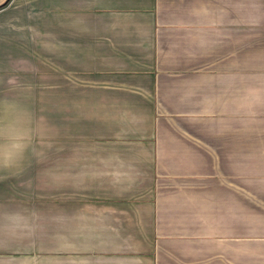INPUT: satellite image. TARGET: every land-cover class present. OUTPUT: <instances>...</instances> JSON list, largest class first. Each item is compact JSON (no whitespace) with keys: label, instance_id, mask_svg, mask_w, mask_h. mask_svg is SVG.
I'll return each instance as SVG.
<instances>
[{"label":"rangeland","instance_id":"obj_1","mask_svg":"<svg viewBox=\"0 0 264 264\" xmlns=\"http://www.w3.org/2000/svg\"><path fill=\"white\" fill-rule=\"evenodd\" d=\"M142 1V10H150V0ZM204 16L209 19L211 13ZM150 20L148 15L114 20L96 30V37L83 40L90 44L100 39L113 50L118 46L111 44L120 40L118 48H134L136 60L149 66L145 73L193 63L205 66L201 73L234 71V78L212 84L222 86L217 100L224 106L213 121H181L178 116L185 109L195 112L186 106L200 100L201 91H194L201 78L210 81L209 75L159 77L156 86L157 78L144 72L120 76L129 65L113 73L88 72L80 56L51 61L58 77L37 80L31 87L18 76L0 75V264H152L151 257L88 253L153 251L157 220L163 232H186L202 224L239 233V246L206 245L209 248L201 251L197 246H172L168 261L264 264V254L248 253L240 241L244 235L264 237V204L239 205L238 213L228 218L229 196L236 188L239 193L246 189L245 182H238L241 189L232 178L246 172L238 167L244 168L242 161H231L234 148L227 138L232 133L264 134V31L233 30L237 34L232 41L225 33L216 36L218 30H207L208 36L162 31L157 64L146 52L149 45L136 39L139 34L141 40L146 38ZM129 38L136 39L134 45L128 44ZM190 47L199 61L176 59L187 57ZM165 115L170 121L161 123ZM159 122L163 131L156 138ZM156 168L203 177L212 171L214 176L201 183L178 182L158 193ZM253 191L264 195V188ZM229 220L237 223L224 227Z\"/></svg>","mask_w":264,"mask_h":264},{"label":"crops","instance_id":"obj_2","mask_svg":"<svg viewBox=\"0 0 264 264\" xmlns=\"http://www.w3.org/2000/svg\"><path fill=\"white\" fill-rule=\"evenodd\" d=\"M8 1L0 0V8ZM149 2L151 4L150 10L144 11L142 10V0H12L7 7L0 10V75H5L2 77L18 76L20 81L26 84V87H31L29 84H34L37 80H45L46 77H53V79L58 77L57 73L52 72L51 68L54 67L50 64L51 61L77 60L80 56L82 65L88 72L105 70L113 73L112 70L119 71L122 67L126 66L125 68H127L129 65L127 72H120V76H136L137 74V76H142L144 70L148 71L149 66L143 65L142 62L137 61L138 59L136 60L134 48L121 50L118 48L122 45L120 40L117 44H111V46H118L116 50H113L112 47H106L110 45L108 43L103 44L100 39H92L90 44L83 40L96 37L95 34L100 33L99 31L95 33L96 30L109 27L111 21L126 17H138L140 19L148 15L151 19L152 25L146 38L141 40L139 34V38L136 39L138 42L149 45L146 52L149 54V58H154L157 64L160 63L161 59L160 37L162 31L208 36L210 34L209 32L206 34L207 30L210 32L214 30L212 31L214 33H216L215 30H218L216 36H222L225 33L231 41L233 36L237 34V32H232L233 30L264 31V0H150ZM223 5L229 8H222ZM206 12L211 13L209 19L204 16ZM223 13L230 15L222 16ZM247 35L245 34V36ZM136 39L131 40L129 38L127 42L130 41L128 44L134 45L135 42L132 41ZM218 43L220 46L223 44L222 41H217ZM231 44L234 43L231 42ZM79 45L82 46V50H79ZM190 49L191 53L188 52L187 57L181 56L176 59L189 58L199 61V55L196 54L198 52L192 51L191 47ZM245 56V59H250L247 54ZM229 59L236 60L237 56H229ZM122 62H125V65ZM204 69L205 66L193 63L184 67L160 68L153 70V72L149 70L150 72H144V75L146 74L147 77L155 76L157 78L156 86L159 84V77L183 78L209 75V82L201 78V86L197 87V90H193L194 93L201 91L200 100L195 103L189 102L186 106V108L191 106L195 112L190 113V110L186 112L185 109V114L178 116L179 120L183 121L182 119H184L187 123L193 120L207 123L216 119L217 109L220 110L224 106L223 100L219 102L217 100V94L221 93L218 90L222 89V86L219 85L216 89L212 87V84L217 79H231L235 75L234 71L229 73H201ZM16 81L19 82L18 79ZM8 91L11 92V90ZM182 99L185 100L184 97ZM167 120L170 121V118L165 115V118L161 119V123ZM161 123L155 125L156 138L163 131L160 129ZM227 138H230L228 141H230L231 150L232 147L234 148V152L232 154L230 152V158H234L231 161L235 163L242 161L244 168L238 167L246 172V175H239L236 172L232 178L235 185L241 189L244 187L238 186V182H245L246 189L245 192L239 193L236 188L235 194L229 196L230 211L228 218H230L235 216L236 212L238 213L239 205L264 204V195H254L255 192L253 191L254 188H264V134L258 136L253 131L250 134L244 133V135L232 133ZM154 147L155 159H157L159 150L156 141ZM205 174L207 175L204 177L201 173L173 174L156 168L155 188L160 193L178 182L201 183V180H210L208 176H214L212 171ZM214 198L216 202V197ZM207 203L210 201L207 200ZM218 204L220 203L218 202ZM232 211L235 212L233 215ZM156 217L158 218V216ZM232 222L237 223L234 220H229V224H225L224 227H232ZM221 227L218 230V226L215 225L212 230L201 224V227L198 226L196 229L186 232H163L159 230L157 220L153 251L95 252L88 253V255L104 258L119 256L151 257L152 264H189L166 260L165 257L169 255V248L182 244L197 246L196 249L201 251L203 247L209 248L206 245L218 247V249L226 244L239 246L237 229L235 231L225 229V232H222ZM243 238L244 240L240 241L246 245L248 253L260 252L261 255L264 254V237L254 239L252 235H244ZM214 263L216 264V261ZM217 264H222V260L217 261Z\"/></svg>","mask_w":264,"mask_h":264},{"label":"trees","instance_id":"obj_3","mask_svg":"<svg viewBox=\"0 0 264 264\" xmlns=\"http://www.w3.org/2000/svg\"><path fill=\"white\" fill-rule=\"evenodd\" d=\"M12 2V0H9L3 7H7L10 3ZM2 7V8H3ZM2 8H0V10L2 9Z\"/></svg>","mask_w":264,"mask_h":264}]
</instances>
